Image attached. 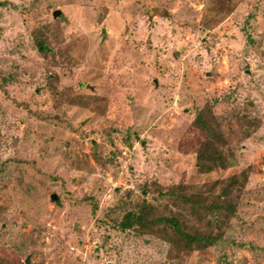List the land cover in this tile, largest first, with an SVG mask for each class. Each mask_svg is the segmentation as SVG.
<instances>
[{
	"label": "rangeland",
	"instance_id": "rangeland-1",
	"mask_svg": "<svg viewBox=\"0 0 264 264\" xmlns=\"http://www.w3.org/2000/svg\"><path fill=\"white\" fill-rule=\"evenodd\" d=\"M205 104L232 151L210 169ZM240 169L212 247L176 258L113 225L143 184ZM107 263L264 264V0H0V264Z\"/></svg>",
	"mask_w": 264,
	"mask_h": 264
},
{
	"label": "trees",
	"instance_id": "trees-1",
	"mask_svg": "<svg viewBox=\"0 0 264 264\" xmlns=\"http://www.w3.org/2000/svg\"><path fill=\"white\" fill-rule=\"evenodd\" d=\"M36 43L39 50L46 48L42 41ZM191 127L202 135L195 149L196 166L210 169L217 162L231 160L225 132L209 104L196 111ZM124 143L131 145L128 139ZM248 177V170L240 169L201 186L184 180L168 186L156 181L143 184L141 191H150L151 197L144 191L135 201H123L125 206L113 225L119 230L159 238L169 245V254L176 258L205 250L222 240L231 219L238 216ZM126 195H130V190Z\"/></svg>",
	"mask_w": 264,
	"mask_h": 264
},
{
	"label": "water",
	"instance_id": "water-1",
	"mask_svg": "<svg viewBox=\"0 0 264 264\" xmlns=\"http://www.w3.org/2000/svg\"><path fill=\"white\" fill-rule=\"evenodd\" d=\"M59 14H60V10H59V9H55V10L52 12V16H53V17H57ZM51 199H53V200L56 199V195H55V194H52V195H51ZM28 261H29L28 258H26V261H25V262L28 263ZM107 264H109V263H107Z\"/></svg>",
	"mask_w": 264,
	"mask_h": 264
},
{
	"label": "built area",
	"instance_id": "built-area-1",
	"mask_svg": "<svg viewBox=\"0 0 264 264\" xmlns=\"http://www.w3.org/2000/svg\"><path fill=\"white\" fill-rule=\"evenodd\" d=\"M128 152H129V149L128 148H123L122 151H121V154L122 155H128ZM71 250H77V248L75 246H71L70 247Z\"/></svg>",
	"mask_w": 264,
	"mask_h": 264
}]
</instances>
